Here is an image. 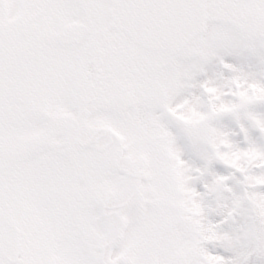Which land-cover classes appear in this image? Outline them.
Returning <instances> with one entry per match:
<instances>
[{
	"label": "snow or ice",
	"instance_id": "6c2138e0",
	"mask_svg": "<svg viewBox=\"0 0 264 264\" xmlns=\"http://www.w3.org/2000/svg\"><path fill=\"white\" fill-rule=\"evenodd\" d=\"M0 264H264V0H0Z\"/></svg>",
	"mask_w": 264,
	"mask_h": 264
}]
</instances>
